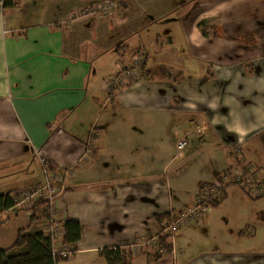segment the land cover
Returning a JSON list of instances; mask_svg holds the SVG:
<instances>
[{
	"label": "crops",
	"instance_id": "obj_1",
	"mask_svg": "<svg viewBox=\"0 0 264 264\" xmlns=\"http://www.w3.org/2000/svg\"><path fill=\"white\" fill-rule=\"evenodd\" d=\"M100 1L0 0V193L15 199L40 183L42 159L64 173L55 214L82 234L57 264H107L101 251L115 247L130 264H264V0L84 12ZM202 19L216 34L201 33ZM136 56L173 77L130 72ZM197 126L205 141L179 152ZM216 179L223 200L179 226L158 257L164 221ZM11 207L0 248L30 222Z\"/></svg>",
	"mask_w": 264,
	"mask_h": 264
},
{
	"label": "trees",
	"instance_id": "obj_2",
	"mask_svg": "<svg viewBox=\"0 0 264 264\" xmlns=\"http://www.w3.org/2000/svg\"><path fill=\"white\" fill-rule=\"evenodd\" d=\"M210 24V23H209ZM200 31L205 37H211L216 34L218 27L216 23L206 25V20L199 22ZM210 29V30H209ZM142 76L149 78L155 77H173L169 69L164 66H156L153 68L144 69V65L140 71ZM236 163H240L239 159L235 158ZM51 169H56L50 164ZM220 173L216 176L219 178ZM212 182L200 183V188L210 187ZM223 193V192H222ZM221 193V195H222ZM223 200V197L214 198L210 204H218ZM44 201H38L33 205V214L30 216V222L27 227L18 230L17 237L13 244L8 248H0V264H57L59 261L67 260L69 256H63L59 253L53 254L50 247V236L43 232V227L48 217V211L43 206ZM14 203V198L10 191L0 193V213L10 208ZM163 217V216H162ZM63 234L61 242L67 248L70 254L76 250L75 242H77L82 234V226L77 219L67 218L62 223ZM171 234L164 233L159 237V248L162 254L168 253L171 250L170 243ZM101 253L105 256L107 264H130L132 254L130 251H125L122 248H104Z\"/></svg>",
	"mask_w": 264,
	"mask_h": 264
},
{
	"label": "built area",
	"instance_id": "obj_3",
	"mask_svg": "<svg viewBox=\"0 0 264 264\" xmlns=\"http://www.w3.org/2000/svg\"><path fill=\"white\" fill-rule=\"evenodd\" d=\"M123 0H101L97 4H92L84 7V12L87 14L106 15L112 13ZM133 66L130 72L139 73L143 66V60L139 57H134L132 60ZM196 138H201L205 141L204 130L202 127H194L185 131L179 136L176 142L177 150L183 151ZM43 179L40 183L25 187L18 191L15 196L14 203L11 208L26 211L30 216L33 214V205L38 201H44L43 206L48 211L46 219L47 226L44 233L50 236L49 247L53 254L59 253L63 256L69 254L65 246H58L57 242H61V235L63 234L62 222L60 224L56 213L57 200L64 191V173L51 169L46 159H42ZM234 182H239V176L234 175L232 178ZM224 181L216 179L210 187H205L202 192L196 195L195 203L183 210L178 216L168 218L163 223L162 234L175 233L179 226L184 225L197 218L205 211L211 200L221 196L224 190Z\"/></svg>",
	"mask_w": 264,
	"mask_h": 264
},
{
	"label": "rangeland",
	"instance_id": "obj_4",
	"mask_svg": "<svg viewBox=\"0 0 264 264\" xmlns=\"http://www.w3.org/2000/svg\"><path fill=\"white\" fill-rule=\"evenodd\" d=\"M205 20V19H204ZM201 21H203V19L201 20ZM232 159H234L235 160V157H233ZM238 159V158H237ZM236 163V162H235ZM236 164H238V163H236ZM238 166V165H237ZM215 181V180H214ZM213 181V182H214ZM213 182H212V184H213ZM218 197H220V196H218ZM217 198V197H216ZM174 234V233H173ZM57 244H58V246H64V244H62V242H60V241H58L57 242ZM70 254H67L66 256H69Z\"/></svg>",
	"mask_w": 264,
	"mask_h": 264
}]
</instances>
